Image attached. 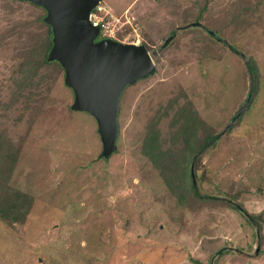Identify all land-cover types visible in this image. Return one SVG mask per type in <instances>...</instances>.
Returning <instances> with one entry per match:
<instances>
[{"label":"rangeland","instance_id":"374dc122","mask_svg":"<svg viewBox=\"0 0 264 264\" xmlns=\"http://www.w3.org/2000/svg\"><path fill=\"white\" fill-rule=\"evenodd\" d=\"M101 2L114 32L100 39L145 44L157 61L124 90L117 150L105 157L65 71L21 69L46 46L47 9L0 0V141L17 154L5 178L32 199L23 222L0 219V264H264V0ZM243 54L260 72L250 105ZM183 106L205 122L200 137L224 131L193 161L196 205L143 152L156 128L169 159L180 154Z\"/></svg>","mask_w":264,"mask_h":264},{"label":"water","instance_id":"95a60500","mask_svg":"<svg viewBox=\"0 0 264 264\" xmlns=\"http://www.w3.org/2000/svg\"><path fill=\"white\" fill-rule=\"evenodd\" d=\"M29 1L48 11L45 20L53 29V46L48 59L58 61L65 70V83L75 93L72 108L87 112L96 119L103 155H111L117 150L123 92L129 84L156 72L154 53L145 44L100 39L101 29L92 23L91 12L101 0ZM190 25L202 26V22ZM207 31L217 35L212 29ZM172 38L173 35L165 43ZM251 80L253 82L252 74ZM249 99L250 95L247 102Z\"/></svg>","mask_w":264,"mask_h":264},{"label":"trees","instance_id":"16d2710c","mask_svg":"<svg viewBox=\"0 0 264 264\" xmlns=\"http://www.w3.org/2000/svg\"><path fill=\"white\" fill-rule=\"evenodd\" d=\"M52 46L53 29L51 25H49V37L46 41V46L43 48L42 52L39 54L37 53L34 59H30L29 61L25 60L21 69L23 70L28 67V71L32 72V70H38L44 65L51 64V62H56L59 67L64 70L58 61H50L48 59ZM247 58V65L253 78L251 90L248 94L250 95V99L247 102L250 105L260 87V72L256 61L252 57ZM24 79L30 81L33 79V76L28 75L27 77L25 76ZM27 83L28 82H26V84ZM180 108L176 116V120L179 121V124L174 135L175 140L177 139L179 141L181 138L184 143L181 144L182 148L179 150L180 154L169 159L170 147L165 150V141L164 139L161 140V131L156 128L148 132L143 144V152L161 169L165 182L171 191L177 194L184 204L186 202L188 203V198L190 197L192 201L191 204L196 205L198 202L202 201L204 196L201 195L197 186V173L194 167L192 170V164L193 161H196L197 156L206 150L207 146L213 144L214 139L218 137L220 133L206 134V137L204 136L205 134L201 133L203 137H200V131L202 130L204 132L206 130L205 122L198 118L191 109L185 106ZM242 115L243 114L239 115L240 118ZM223 132L224 131H222V133ZM15 151L16 149H11L10 145L0 141V219L9 225H14L16 222H23L29 214L32 203V199L29 195L8 185L6 181L7 178H5L6 166L9 164L10 168H13L17 160ZM167 161L169 163H167ZM208 198L210 197L208 196Z\"/></svg>","mask_w":264,"mask_h":264},{"label":"built area","instance_id":"2783aa9c","mask_svg":"<svg viewBox=\"0 0 264 264\" xmlns=\"http://www.w3.org/2000/svg\"><path fill=\"white\" fill-rule=\"evenodd\" d=\"M103 9H104V7H102V6H98L94 9L95 13L92 16L96 17V18H94L95 20H94L93 24L95 26H99L101 28V32H103V31L114 32V30L110 27L108 22H106L107 20L104 17Z\"/></svg>","mask_w":264,"mask_h":264},{"label":"bare ground","instance_id":"6f19581e","mask_svg":"<svg viewBox=\"0 0 264 264\" xmlns=\"http://www.w3.org/2000/svg\"><path fill=\"white\" fill-rule=\"evenodd\" d=\"M98 6H102V2H101V1L99 2V4H98L96 7H98ZM102 7H103V6H102ZM94 13H95V10L93 9L92 12H91V21H92V23H93L94 20H95L94 18H96V17H93V16H92Z\"/></svg>","mask_w":264,"mask_h":264},{"label":"clouds","instance_id":"9594fccd","mask_svg":"<svg viewBox=\"0 0 264 264\" xmlns=\"http://www.w3.org/2000/svg\"><path fill=\"white\" fill-rule=\"evenodd\" d=\"M95 8H96V7H95ZM95 8H94V9H95ZM100 29H101V28H100ZM100 33H101V32H100Z\"/></svg>","mask_w":264,"mask_h":264}]
</instances>
